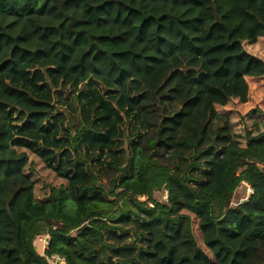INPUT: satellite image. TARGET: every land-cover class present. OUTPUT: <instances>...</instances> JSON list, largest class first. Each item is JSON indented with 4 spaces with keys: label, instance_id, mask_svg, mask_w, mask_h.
Listing matches in <instances>:
<instances>
[{
    "label": "trees",
    "instance_id": "trees-1",
    "mask_svg": "<svg viewBox=\"0 0 264 264\" xmlns=\"http://www.w3.org/2000/svg\"><path fill=\"white\" fill-rule=\"evenodd\" d=\"M263 37L264 0H0V264H264V131L242 146L218 111L248 102L236 58ZM29 153L65 182L46 198Z\"/></svg>",
    "mask_w": 264,
    "mask_h": 264
},
{
    "label": "rangeland",
    "instance_id": "rangeland-1",
    "mask_svg": "<svg viewBox=\"0 0 264 264\" xmlns=\"http://www.w3.org/2000/svg\"><path fill=\"white\" fill-rule=\"evenodd\" d=\"M242 49V54L236 58V63L253 70L250 75L246 76L249 86L248 102L244 104L237 99H233L227 106L218 107V111L226 114L230 118L233 124L235 138L239 144L244 146L249 136L258 135L264 131V37L254 44L243 42ZM57 91L58 94L63 97L64 102H58L55 98L52 112H54V115L64 120V127L73 137L76 129L81 123L78 106L74 103V95L70 90L57 88ZM122 149L127 154L129 141L124 140ZM76 157L81 159L79 153H76ZM29 158L31 164L28 171L36 182L38 199L48 197L51 187L58 188L60 185L65 184L53 170L45 165L41 158L33 153H29ZM93 170H95L98 176L96 186L102 189L103 193L107 195L106 200L110 202L113 201L116 196L110 193L112 189L110 180L112 176L114 177L115 175L110 174L108 177H104L101 171L97 169V166H93ZM251 193L250 186L246 183H242L231 197L229 206L231 208L237 207L239 204L246 201ZM167 195V190L165 188H160L154 191L153 198L160 203H164L167 202ZM140 199L146 200L147 195L141 196ZM188 215L191 218L194 243L205 255L211 258L212 253L206 246L199 229V220L190 213ZM52 223L56 226L55 222ZM125 230L127 233L132 234L128 227H125ZM37 244L41 247L40 241H38ZM39 252L42 253L40 248Z\"/></svg>",
    "mask_w": 264,
    "mask_h": 264
},
{
    "label": "built area",
    "instance_id": "built-area-1",
    "mask_svg": "<svg viewBox=\"0 0 264 264\" xmlns=\"http://www.w3.org/2000/svg\"><path fill=\"white\" fill-rule=\"evenodd\" d=\"M39 241L41 242L40 249L42 250V254L45 255V251L48 248L49 241H50L49 234L40 236ZM45 257L50 264H66V260L60 255H52V256L45 255Z\"/></svg>",
    "mask_w": 264,
    "mask_h": 264
}]
</instances>
